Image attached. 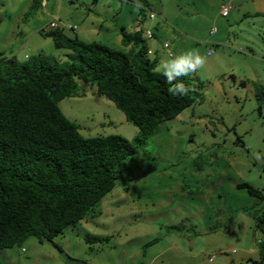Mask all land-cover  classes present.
<instances>
[{
    "label": "rangeland",
    "instance_id": "1",
    "mask_svg": "<svg viewBox=\"0 0 264 264\" xmlns=\"http://www.w3.org/2000/svg\"><path fill=\"white\" fill-rule=\"evenodd\" d=\"M47 1L42 14L32 0H0V57L43 54L70 63L72 53L47 36L53 18L76 27L63 32L71 39L128 53L120 28L130 31L139 13L152 25L154 13L206 63L190 75L195 103L118 165L116 186L86 220L51 242L29 237L0 250L1 264H238L264 239L251 218L264 212V201L237 188L248 184L264 197V98L259 103L255 89L264 90V0H231L227 19L218 14L220 0H146L139 11L136 0ZM212 28L220 45L207 57ZM75 93L58 107L84 138L140 134L95 85L77 82Z\"/></svg>",
    "mask_w": 264,
    "mask_h": 264
},
{
    "label": "trees",
    "instance_id": "2",
    "mask_svg": "<svg viewBox=\"0 0 264 264\" xmlns=\"http://www.w3.org/2000/svg\"><path fill=\"white\" fill-rule=\"evenodd\" d=\"M33 10L42 0H32ZM147 7L146 0H140ZM56 49L72 53L70 63L38 54L25 61L0 57V250L20 247L29 237L53 241L68 226L86 220L118 180V165L145 145L162 123L177 118L195 103L190 75L179 78L190 88L185 96L167 89L157 62L148 58L141 30H120L126 53L99 43L69 38L60 30L47 33ZM77 82L96 86L139 130L134 141L121 136L84 138L58 103L76 95ZM256 98H264L256 84ZM258 201L263 194L239 184ZM251 218L264 238V212ZM107 238H88L101 243ZM154 244L147 243L145 247ZM264 264V239L258 243ZM1 264V262H0Z\"/></svg>",
    "mask_w": 264,
    "mask_h": 264
},
{
    "label": "crops",
    "instance_id": "3",
    "mask_svg": "<svg viewBox=\"0 0 264 264\" xmlns=\"http://www.w3.org/2000/svg\"><path fill=\"white\" fill-rule=\"evenodd\" d=\"M228 1L230 2L231 0H228ZM224 2H226V0H220V1H218L216 3V6H218V8H219L220 5L223 4ZM48 6H49L48 1L47 0H42V7H43L42 14L49 13L50 10L48 9ZM233 10L234 9L232 8L231 11H230L229 16L227 18H230L231 13L233 12ZM144 19H146V17H144V16L142 17L140 15V13H139L138 17L136 19H134L133 22L131 23V30L130 31L127 30V28H126L127 25L126 24H123V26L120 28V30L123 28L126 33H133V32H136L138 30H141L142 33H144L145 30H151L152 34H153V38L150 39V40L146 39L144 37V34H143V38H144L145 44H146V46L148 48V51H151V54L148 55V58L151 60L150 57H152V60H155L157 62V66L159 65V63H160V61L162 59L170 58L169 57V53L171 54V56L178 55L177 54L178 53L177 52L178 48L181 47L182 48L181 50L185 52V50L187 51V50H189L192 47V45L190 47L189 43H185L184 41H180L179 42V40H181V39H179V37L176 38V34H174V30L175 29L170 28L168 25H166L164 23H161L162 19H160L158 21H156V20L153 21V20L149 19L150 20V24H152V25H148V26H144V24H143ZM217 34L218 33L216 32V34L214 36H212V38H215V40L213 39L214 40L213 42H209L208 43L209 47H208V50L206 52V56L207 57H213L214 54H215V52L213 50V47H217V46L220 45L219 42H218V41H220V39L216 38ZM78 37L80 38L79 40L82 39V35H80ZM169 41L171 42V45H170ZM166 43H169L168 49H164L163 48V46ZM128 47L132 48L131 46H128ZM210 50H213V54L211 56H208V52ZM221 54L227 56L225 51H223ZM27 59H28V57L25 60H27ZM218 62H220V59H218ZM254 66L257 67V65H254ZM242 83H243V81L241 82V84ZM258 243L259 242H257V244ZM252 257H255V259L259 260V258H260V250H259L258 247H255V249L246 251L244 256H241V257L238 258V264H241V263L249 264L250 261H257V260H251Z\"/></svg>",
    "mask_w": 264,
    "mask_h": 264
},
{
    "label": "clouds",
    "instance_id": "4",
    "mask_svg": "<svg viewBox=\"0 0 264 264\" xmlns=\"http://www.w3.org/2000/svg\"><path fill=\"white\" fill-rule=\"evenodd\" d=\"M135 9L139 11L143 5L136 0ZM206 63V57L202 56L198 49H190L179 55L170 56V58L162 59L157 66V71L162 72L167 83L171 85L167 91L173 96H185L189 93L190 88L184 83H177L181 78L196 72ZM256 159L260 160L261 155H256Z\"/></svg>",
    "mask_w": 264,
    "mask_h": 264
},
{
    "label": "built area",
    "instance_id": "5",
    "mask_svg": "<svg viewBox=\"0 0 264 264\" xmlns=\"http://www.w3.org/2000/svg\"><path fill=\"white\" fill-rule=\"evenodd\" d=\"M231 9H232V6H231L230 2L229 1L224 2L219 7V15L222 18H227L230 14ZM148 17L150 20H155L157 16L154 13H149ZM49 27H50L51 31L60 30V31L64 32V31H75L76 30L75 26H71L70 24H66V23H62V22H57L54 18L50 21ZM216 32H217L216 28H212L210 30V36L211 37L214 36L216 34ZM143 34H144V37L146 39L150 40L153 38V34H152L151 30H145ZM168 47H169L168 43H166L163 46L164 49H168ZM150 54H151V51H148V55H150ZM212 54H213V50H210L208 52V56H211ZM170 56H171V54L169 53V57Z\"/></svg>",
    "mask_w": 264,
    "mask_h": 264
}]
</instances>
